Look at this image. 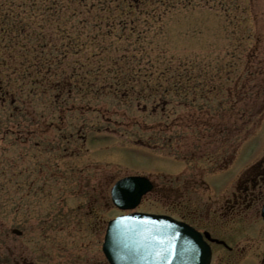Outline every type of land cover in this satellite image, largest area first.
<instances>
[{
  "label": "rangeland",
  "instance_id": "374dc122",
  "mask_svg": "<svg viewBox=\"0 0 264 264\" xmlns=\"http://www.w3.org/2000/svg\"><path fill=\"white\" fill-rule=\"evenodd\" d=\"M190 1L145 24L144 47L169 67L150 82L174 91L153 112L146 91L91 92L100 79L63 103L55 91L0 103V264H107L106 224L124 214L110 200L117 180L152 182L136 212L198 224L201 204L264 155V0Z\"/></svg>",
  "mask_w": 264,
  "mask_h": 264
},
{
  "label": "trees",
  "instance_id": "16d2710c",
  "mask_svg": "<svg viewBox=\"0 0 264 264\" xmlns=\"http://www.w3.org/2000/svg\"><path fill=\"white\" fill-rule=\"evenodd\" d=\"M184 2L191 4L190 0H0V103L10 99L13 105L50 91L56 93L53 103H63L64 95L71 99L80 90L90 93L100 79L102 84L91 92L108 87L123 98L129 91L141 99L146 91L152 112L156 102L166 105L165 94L174 91L151 82L152 70L169 67H163L164 61L159 65L144 47L150 45L146 25L167 17L171 8ZM174 78L170 85H182L181 74ZM184 78L191 81L189 75ZM49 127H41L40 134Z\"/></svg>",
  "mask_w": 264,
  "mask_h": 264
},
{
  "label": "water",
  "instance_id": "95a60500",
  "mask_svg": "<svg viewBox=\"0 0 264 264\" xmlns=\"http://www.w3.org/2000/svg\"><path fill=\"white\" fill-rule=\"evenodd\" d=\"M129 188L136 195L122 198L119 193ZM152 189L151 181L143 176L124 177L111 187L112 205L131 213L106 225L101 252L107 264H209V246L192 227L168 216L132 212ZM261 216L264 220V195Z\"/></svg>",
  "mask_w": 264,
  "mask_h": 264
},
{
  "label": "flooded vegetation",
  "instance_id": "af4514ba",
  "mask_svg": "<svg viewBox=\"0 0 264 264\" xmlns=\"http://www.w3.org/2000/svg\"><path fill=\"white\" fill-rule=\"evenodd\" d=\"M232 170L227 166L220 173H233ZM231 180L217 197L201 204L207 211L197 212L198 224L186 216L172 218L201 234L210 249L209 264H264V155ZM219 227L225 230L217 231ZM213 232L220 233L223 239L213 236Z\"/></svg>",
  "mask_w": 264,
  "mask_h": 264
},
{
  "label": "snow or ice",
  "instance_id": "6c2138e0",
  "mask_svg": "<svg viewBox=\"0 0 264 264\" xmlns=\"http://www.w3.org/2000/svg\"><path fill=\"white\" fill-rule=\"evenodd\" d=\"M119 195L122 197V198H131V197H134L136 195V191L134 189H124L122 190Z\"/></svg>",
  "mask_w": 264,
  "mask_h": 264
}]
</instances>
